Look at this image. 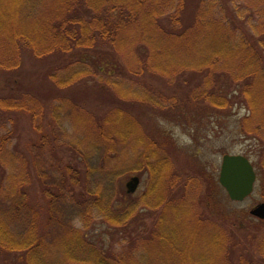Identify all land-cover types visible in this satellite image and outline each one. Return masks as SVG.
<instances>
[{
  "label": "trees",
  "instance_id": "1",
  "mask_svg": "<svg viewBox=\"0 0 264 264\" xmlns=\"http://www.w3.org/2000/svg\"><path fill=\"white\" fill-rule=\"evenodd\" d=\"M228 1L230 8L221 0H0V75L10 80L24 58L47 61L51 87L96 82L123 103L102 115L73 104L94 143L76 137L60 145L41 130L43 104L34 95L0 96V111L29 115L37 133L20 149L0 122V264H264L262 241L241 245L236 228L225 231L209 215L231 203L220 186L207 174L204 182L183 178L165 143L123 107L149 104L167 117L177 97L143 78L177 81L190 90V106L166 119L240 106V135L255 154L264 150V0ZM62 146L81 171L58 155ZM252 165L263 177L264 163ZM142 173L148 186L128 202L120 180ZM143 212L157 214L149 227ZM96 224L106 233L93 234Z\"/></svg>",
  "mask_w": 264,
  "mask_h": 264
},
{
  "label": "rangeland",
  "instance_id": "2",
  "mask_svg": "<svg viewBox=\"0 0 264 264\" xmlns=\"http://www.w3.org/2000/svg\"><path fill=\"white\" fill-rule=\"evenodd\" d=\"M221 1L226 7L230 8L228 0ZM193 5V10H196V3ZM42 62L36 63L34 59L24 58V65L20 67L15 75L11 76L10 80L4 76L5 74L0 75V96L12 95L16 97L25 95L23 97L26 100L27 94H31L35 96L34 99L40 100L43 104V116L41 122L38 121L41 123V130L49 139L50 137H57V144L61 145L65 140L76 137L86 144L94 143L88 135L84 134V127L81 126L82 124H80L78 118L76 119L75 114L77 113L72 109V106L84 108L88 113L93 112L102 115L112 108L122 107L123 103L112 96L111 90L109 92L107 87L98 86L96 82H82V84L69 89L51 87L50 82L45 77V71L49 68V66L47 67L48 62ZM143 82L146 85L148 83L154 85L161 92L168 95L173 94L177 97L178 102L176 108H174L176 110L172 109L171 112L174 110L172 114L176 111L180 112L178 110L180 106H190L185 101V95H187L189 89L178 87V85H181L180 82L176 81L173 84H168L166 81H161V79L156 81L146 80V78H143ZM99 87H102V89ZM179 101L182 103H179ZM27 103L28 105L31 104L30 102ZM139 104H135V106L133 104L123 105V107L127 108L128 112L137 118L136 120L142 125L145 134L158 141V143H161V141L165 143V146H163L165 152L171 158L170 160L176 171L183 178L192 176L204 182L202 178L207 174V177L220 186L218 175L221 158L225 154H240L247 157L251 163L258 161L264 163V150L255 154L254 144L239 133V121L247 113L240 106L235 105L232 110H230L232 107L227 108L228 110L224 109L218 114L210 113L211 118H190L188 112L187 121L178 119L177 122H171L172 120L166 118H170L172 114L166 117L164 115L166 110L157 109L149 104H140L141 106ZM54 110H56V114H54ZM0 122H6L7 129L14 130L13 143L18 148H26L27 145L37 141V133L32 129L29 115L19 111H0ZM194 128H197L195 134L192 131L189 132ZM64 135L66 138H61ZM58 149V155H61L65 161L71 162L70 164L77 165L76 167L81 171L82 166L79 165L81 162L79 158L73 157L72 153L67 151L64 146ZM131 150V145L128 144L124 147V151H120V153L127 157ZM120 159H122L121 155ZM46 160L52 162L49 157ZM145 174H129L130 176H124L120 180L122 189L126 191V182L133 176L139 178L136 190L127 195L128 202H136L145 191L149 183V179ZM201 176L203 177L201 178ZM260 176H257L254 190L249 197L241 202L229 201L231 203L227 206L217 203L218 205L216 204L213 208V215L209 214L213 217L215 223L224 226V228H221L225 231L230 227L232 229L236 228L237 236H233V238L238 240L239 244L248 246L251 249L255 247L254 244H258V241L264 243V236L262 237L264 220L256 219L249 214L250 210L257 204L264 203V176H261L263 180H260ZM219 191L222 195L225 193L221 186ZM225 196L227 197L226 193ZM201 210L207 212L205 206ZM150 213L143 212V216L140 217L144 226L149 227L157 215L155 212ZM184 217L189 218L188 215H184ZM181 221L185 223L184 218ZM186 225L190 227L189 223H186ZM100 233L104 234L106 230L103 226L96 224L93 234L98 235Z\"/></svg>",
  "mask_w": 264,
  "mask_h": 264
},
{
  "label": "water",
  "instance_id": "3",
  "mask_svg": "<svg viewBox=\"0 0 264 264\" xmlns=\"http://www.w3.org/2000/svg\"><path fill=\"white\" fill-rule=\"evenodd\" d=\"M256 182V173L250 160L240 154H225L221 158L218 183L231 202H241L249 197ZM139 178L131 177L125 184L127 193L136 190ZM249 214L264 220V203L257 204Z\"/></svg>",
  "mask_w": 264,
  "mask_h": 264
}]
</instances>
